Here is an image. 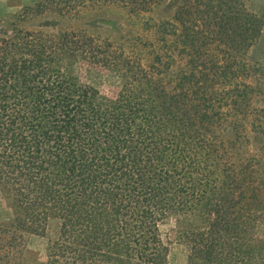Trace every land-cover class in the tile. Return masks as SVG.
Instances as JSON below:
<instances>
[{
    "label": "trees",
    "instance_id": "obj_1",
    "mask_svg": "<svg viewBox=\"0 0 264 264\" xmlns=\"http://www.w3.org/2000/svg\"><path fill=\"white\" fill-rule=\"evenodd\" d=\"M43 0L32 13L120 8L145 34L102 39L13 28L0 36V264H170L159 226L173 218L187 264H264V171L232 152L261 144L253 68L242 57L260 29L240 0ZM25 12V11H24ZM23 18V14L21 15ZM144 18V19H143ZM119 82L108 95L81 67ZM58 231L43 261L25 236Z\"/></svg>",
    "mask_w": 264,
    "mask_h": 264
},
{
    "label": "rangeland",
    "instance_id": "obj_2",
    "mask_svg": "<svg viewBox=\"0 0 264 264\" xmlns=\"http://www.w3.org/2000/svg\"><path fill=\"white\" fill-rule=\"evenodd\" d=\"M43 0H0V36L9 33L11 29L16 28L24 31L42 32L47 34H57L66 30H84L88 34L94 35L102 39L120 40L123 36L131 33L145 34L141 29L142 19H135L120 8H95L87 9L72 16H61L52 11L44 14L32 13L27 11L29 7H35ZM248 11L257 16L261 20L260 29L257 33L254 43L248 51L242 56L244 61L253 68V73L246 78V82L252 85L255 95L252 101L253 109H264V0H240ZM180 4V0H165L161 5L156 7L148 14H144L146 19L150 18L154 21H161L173 17L176 7ZM25 11V12H24ZM23 14V18L21 15ZM144 19V18H143ZM104 72L90 70L86 64L79 70L78 76L84 82H89L98 87L102 92L112 95L117 92L119 82L116 78H112ZM245 135L249 136V141L243 140L237 142L232 152L234 155L241 156L245 161H253V167L256 171L263 170L261 162L257 159L261 155V144L254 139L251 133L250 124L246 125ZM12 204H9L2 198L0 194V221L8 222L13 218ZM160 234L163 241L169 247V263L170 264H187L190 254V247L179 241L177 234L176 221L170 218L162 222L159 226ZM58 231V223L52 221L49 223L46 234L35 235L28 234L25 236V243L28 249L26 258L33 261L36 258L41 261L46 257V249L48 240L53 238ZM256 234L264 236V221L256 227Z\"/></svg>",
    "mask_w": 264,
    "mask_h": 264
}]
</instances>
